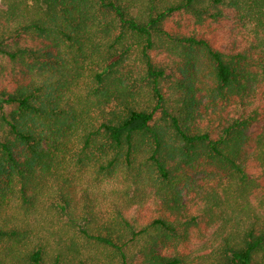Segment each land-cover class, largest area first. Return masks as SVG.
<instances>
[{
	"label": "trees",
	"instance_id": "16d2710c",
	"mask_svg": "<svg viewBox=\"0 0 264 264\" xmlns=\"http://www.w3.org/2000/svg\"><path fill=\"white\" fill-rule=\"evenodd\" d=\"M0 264H264V0H0Z\"/></svg>",
	"mask_w": 264,
	"mask_h": 264
}]
</instances>
